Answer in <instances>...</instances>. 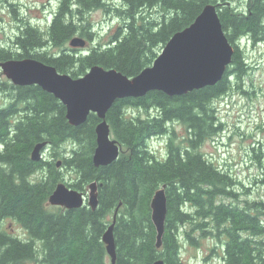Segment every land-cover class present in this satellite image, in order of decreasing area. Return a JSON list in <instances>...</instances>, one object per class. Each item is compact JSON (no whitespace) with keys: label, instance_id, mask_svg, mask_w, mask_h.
Returning a JSON list of instances; mask_svg holds the SVG:
<instances>
[{"label":"trees","instance_id":"trees-1","mask_svg":"<svg viewBox=\"0 0 264 264\" xmlns=\"http://www.w3.org/2000/svg\"><path fill=\"white\" fill-rule=\"evenodd\" d=\"M209 3L216 5L234 47L222 78L182 95L152 90L115 100L106 120L120 152L108 165L92 162L100 121L95 113L84 123L71 125L65 106L53 94L36 84L14 85L0 71V264H111L101 236L116 209L114 264H152L156 259L184 264L180 239L190 240L194 232L220 243L222 264H264V201L245 200L241 205L236 181L199 150L219 127L212 102L231 88V77L239 79L246 68L238 47L241 38L252 43L264 40V23L258 18L264 13L263 0H253L250 15L251 0L240 7L233 0H121V5L59 0L47 30L24 24L10 47L0 44V61L34 57L72 77L100 64L131 77L150 65L170 36ZM95 8L121 21L105 44L87 51H42L66 43L75 33L91 40V23L84 13ZM177 126H182V133ZM161 135L166 137V151L159 157L148 141ZM40 141H47V150L51 147V156L59 160H31V150ZM62 168L75 175L66 185L82 193L97 182L96 209L48 207L49 195L63 182ZM36 171L42 175L33 180ZM260 181L264 185V173ZM163 184L167 214L158 248L150 201ZM5 218L22 224L30 240L18 241L2 230Z\"/></svg>","mask_w":264,"mask_h":264},{"label":"water","instance_id":"water-1","mask_svg":"<svg viewBox=\"0 0 264 264\" xmlns=\"http://www.w3.org/2000/svg\"><path fill=\"white\" fill-rule=\"evenodd\" d=\"M85 44V38L79 35L69 40L71 47L81 48ZM233 52L234 47L224 33L216 5L209 3L189 25L170 36L150 65L131 77L100 64L92 65L82 76L72 77L34 57L0 61V69L14 85L36 84L53 94L65 106V116L71 125H80L90 113H95L100 121L95 126L96 147L92 162L95 166H104L117 159L120 152V145L111 136L106 120V113L115 100L141 97L152 90L162 91L169 96L182 95L213 85L222 78ZM47 144V141L37 142L31 150V160H41L42 150ZM57 165H60V161ZM165 187L163 184L158 188L150 201L158 248L162 244L167 214ZM48 203L67 209L86 205L94 210L98 206L97 182L89 183L86 194L59 182L49 195ZM116 214L117 209L101 236L111 264L116 259L113 235ZM152 264L166 263L163 259H156Z\"/></svg>","mask_w":264,"mask_h":264},{"label":"rangeland","instance_id":"rangeland-1","mask_svg":"<svg viewBox=\"0 0 264 264\" xmlns=\"http://www.w3.org/2000/svg\"><path fill=\"white\" fill-rule=\"evenodd\" d=\"M107 1L121 5V0ZM58 2L59 0H0V44L10 47L26 23L41 31L47 30ZM233 2L236 7H240L246 3V0H233ZM84 16L86 21L91 23L92 32V39H86L85 46L79 48L84 51L92 46L105 44L121 23L114 14L105 12L101 8L88 10ZM75 35L80 34L75 33L72 36ZM238 47L246 68L239 79L235 80L232 76L231 88L212 102L216 109L218 123L216 125L219 127L199 146V150L232 176L236 181L237 199L243 205L245 200L264 201V185L260 181L264 173V41L255 45L252 42L242 41L239 42ZM70 48L68 39L62 45L49 47L47 52L58 53L61 49ZM2 76L5 77L3 74ZM1 99L2 94H0ZM177 127L182 133L184 130L182 126ZM165 138L164 135L153 136L148 141L149 148L159 157L164 156L166 151ZM65 146L69 149L71 144L67 143ZM50 151L52 152L51 147L44 155L45 160L51 157ZM55 160L59 159L55 158ZM61 173L65 184L75 179L71 170L62 168ZM40 175L42 172L32 177L36 178ZM48 207L53 209L56 206ZM1 228L10 234L25 237L23 228L13 218H5L1 222ZM193 237L189 240L186 236H182L180 239V256L184 264H222L220 243L211 237L200 238L197 232L193 233ZM109 259L107 255V261ZM27 264H35V262Z\"/></svg>","mask_w":264,"mask_h":264},{"label":"flooded vegetation","instance_id":"flooded-vegetation-1","mask_svg":"<svg viewBox=\"0 0 264 264\" xmlns=\"http://www.w3.org/2000/svg\"><path fill=\"white\" fill-rule=\"evenodd\" d=\"M255 1V0H254ZM251 3H252V5H251V7H248V14L250 15V14H253V5H254V3H253V0H251ZM263 3H264V0H263ZM258 18H259V23H264V13H261L259 16H258ZM49 48V46H46V50ZM43 51V50H42ZM46 151H47V146L42 150V158H41V160H45L44 159V155H45V153H46ZM49 159H51V160H55V158H53L52 156L50 157H48ZM40 161V160H39ZM35 162H37V161H35ZM38 172H41V171H36V172H34V174H36V173H38ZM38 179V177H36V178H34L33 180H37ZM87 192V191H86ZM61 208H64V209H67V208H65V207H61ZM15 220V219H14ZM17 223H19L17 220H15ZM2 222V221H1ZM20 224V223H19ZM20 226L23 228V230H24V235H25V237H22L21 235H19V234H10V233H8V232H6L8 235H12L13 237H15L18 241H22V242H25V241H29L30 240V235L28 234V232H27V230L24 228V226H22V224H20ZM2 229V228H1ZM2 230H4V229H2ZM29 239V240H28ZM36 241H39V240H35V243H36ZM40 242V241H39ZM38 243V242H37Z\"/></svg>","mask_w":264,"mask_h":264},{"label":"bare ground","instance_id":"bare-ground-1","mask_svg":"<svg viewBox=\"0 0 264 264\" xmlns=\"http://www.w3.org/2000/svg\"><path fill=\"white\" fill-rule=\"evenodd\" d=\"M41 142V141H40ZM33 149V148H32Z\"/></svg>","mask_w":264,"mask_h":264}]
</instances>
